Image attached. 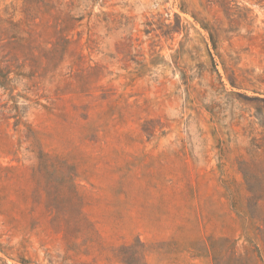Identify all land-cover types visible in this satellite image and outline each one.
I'll return each instance as SVG.
<instances>
[{
  "label": "rangeland",
  "instance_id": "obj_1",
  "mask_svg": "<svg viewBox=\"0 0 264 264\" xmlns=\"http://www.w3.org/2000/svg\"><path fill=\"white\" fill-rule=\"evenodd\" d=\"M0 264H264V0H0Z\"/></svg>",
  "mask_w": 264,
  "mask_h": 264
},
{
  "label": "trees",
  "instance_id": "obj_2",
  "mask_svg": "<svg viewBox=\"0 0 264 264\" xmlns=\"http://www.w3.org/2000/svg\"><path fill=\"white\" fill-rule=\"evenodd\" d=\"M5 77H7V73L3 72V70L0 68V83L3 82ZM262 101H264V100H262ZM249 202L251 205H254V206H258V204L261 202L264 203V192L253 193L249 197ZM261 221H262V223H261L262 227L261 228L259 227L258 230H259V233L261 234V236L262 235L264 236V218ZM262 240L264 242V238Z\"/></svg>",
  "mask_w": 264,
  "mask_h": 264
}]
</instances>
